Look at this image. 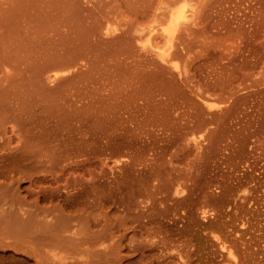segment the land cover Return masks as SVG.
<instances>
[{
    "label": "rangeland",
    "instance_id": "1",
    "mask_svg": "<svg viewBox=\"0 0 264 264\" xmlns=\"http://www.w3.org/2000/svg\"><path fill=\"white\" fill-rule=\"evenodd\" d=\"M0 264H264V0H0Z\"/></svg>",
    "mask_w": 264,
    "mask_h": 264
},
{
    "label": "bare ground",
    "instance_id": "2",
    "mask_svg": "<svg viewBox=\"0 0 264 264\" xmlns=\"http://www.w3.org/2000/svg\"><path fill=\"white\" fill-rule=\"evenodd\" d=\"M176 19H177V17H176ZM159 56L161 57L162 60H164V61L166 60L165 55L163 53H161Z\"/></svg>",
    "mask_w": 264,
    "mask_h": 264
}]
</instances>
